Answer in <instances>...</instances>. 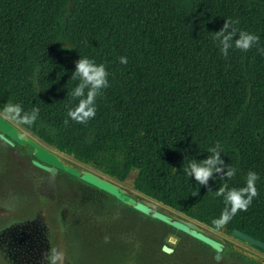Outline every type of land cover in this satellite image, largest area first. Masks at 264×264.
Here are the masks:
<instances>
[{"label":"trees","instance_id":"1","mask_svg":"<svg viewBox=\"0 0 264 264\" xmlns=\"http://www.w3.org/2000/svg\"><path fill=\"white\" fill-rule=\"evenodd\" d=\"M224 24L223 0H0V108L38 106L37 121L22 125L52 148L118 181L134 171L140 193L216 231L238 228L264 241L259 175L248 210L219 230L213 224L226 207L213 192L245 187L249 172L237 134L245 106L227 119L223 113L224 55L215 32ZM255 34L264 37V29ZM80 57L109 72L87 124L67 117L78 104L69 93L79 83L71 76ZM217 142L236 174L200 185L183 171L186 157L206 159Z\"/></svg>","mask_w":264,"mask_h":264},{"label":"water","instance_id":"2","mask_svg":"<svg viewBox=\"0 0 264 264\" xmlns=\"http://www.w3.org/2000/svg\"><path fill=\"white\" fill-rule=\"evenodd\" d=\"M232 235L264 250L249 233ZM51 248L64 264H264V255L52 148L0 111V264H48Z\"/></svg>","mask_w":264,"mask_h":264},{"label":"clouds","instance_id":"3","mask_svg":"<svg viewBox=\"0 0 264 264\" xmlns=\"http://www.w3.org/2000/svg\"><path fill=\"white\" fill-rule=\"evenodd\" d=\"M238 21L231 18L226 19L222 29L215 32V39L219 41L221 52L225 57L228 56L229 49L234 46L242 51H248L254 44H258L260 37L254 33L244 30H237L233 27ZM238 35V38H236ZM264 53V48L260 49ZM120 63L126 65L128 59L126 56L120 57ZM109 72L106 65L97 64L95 60L87 57H80L76 62V70L73 72L71 79L78 80L79 83L71 90L69 95L73 99L78 98V104L69 109L67 117L72 121L81 124H87L89 120L96 116V98L103 94V90L107 89ZM87 89V92L85 90ZM4 117L9 120H16L21 124H34L40 114L38 106H33L31 111L26 112L20 104H13L8 102L2 108ZM65 126H68L69 119H65ZM221 146L217 142L215 147L209 148L210 155L201 161L190 159L186 168L183 171L187 176L195 178L200 185L208 186L209 181L215 178V174H220V179H230L236 174V169L230 164L225 165L221 159ZM224 167H221V166ZM227 168L225 173L224 168ZM259 176L254 171H249L246 178V186L241 188L228 189L226 184H222L219 189L213 192L210 188L208 192H213L216 196H223L226 207L222 211L219 218L213 220V224L217 230L223 228L235 215L240 211H247L249 206L253 203V199L259 195L256 188V181ZM193 196H198L199 192H193ZM108 237H105V242H108ZM45 259L48 264H64L65 254L62 251L51 248L50 252L45 254Z\"/></svg>","mask_w":264,"mask_h":264},{"label":"rangeland","instance_id":"4","mask_svg":"<svg viewBox=\"0 0 264 264\" xmlns=\"http://www.w3.org/2000/svg\"><path fill=\"white\" fill-rule=\"evenodd\" d=\"M253 5L244 0H223L224 18L238 21L234 24L237 30L254 33L264 29V0H257ZM260 37L259 43L254 44L247 52L233 47L230 56H224L222 68L224 92V117L229 118L231 112L237 106H245L242 115V123L238 128V139L241 142L245 158V167L248 171H254L264 178V136L258 138L253 134L254 127L264 130V37ZM238 38V35L237 37ZM251 89V94H250ZM14 121L17 125L27 130L21 123ZM28 131V130H27ZM135 172H131L123 185L132 188ZM231 240L264 255V252L256 249L251 244L240 240L232 234L220 232Z\"/></svg>","mask_w":264,"mask_h":264}]
</instances>
